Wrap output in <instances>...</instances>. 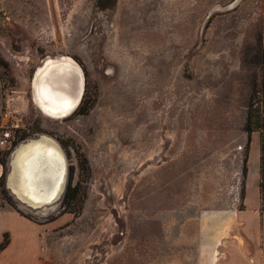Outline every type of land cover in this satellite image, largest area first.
Instances as JSON below:
<instances>
[{"label":"rangeland","instance_id":"374dc122","mask_svg":"<svg viewBox=\"0 0 264 264\" xmlns=\"http://www.w3.org/2000/svg\"><path fill=\"white\" fill-rule=\"evenodd\" d=\"M236 1L0 0L4 101L22 120L0 156V210L43 226L42 264H212L217 240L220 264L244 237L264 176V0ZM49 57L85 77L61 120L33 96ZM41 135L68 166L47 213L7 187L14 151Z\"/></svg>","mask_w":264,"mask_h":264},{"label":"bare ground","instance_id":"6f19581e","mask_svg":"<svg viewBox=\"0 0 264 264\" xmlns=\"http://www.w3.org/2000/svg\"><path fill=\"white\" fill-rule=\"evenodd\" d=\"M54 71L66 80L60 88L51 84ZM84 78L71 58H47L35 73L32 84L36 106L49 118H67L73 110L74 99L84 92ZM57 85L61 83L57 82ZM33 160L36 170L32 168ZM10 166L7 187L18 202L44 213L56 208L65 190L68 166L66 156L55 140L41 135L22 143L14 151ZM31 184L37 188H32ZM219 247L220 240H217L212 264L217 261Z\"/></svg>","mask_w":264,"mask_h":264},{"label":"crops","instance_id":"0c3cea01","mask_svg":"<svg viewBox=\"0 0 264 264\" xmlns=\"http://www.w3.org/2000/svg\"><path fill=\"white\" fill-rule=\"evenodd\" d=\"M259 148L262 149V145ZM260 179L258 177L255 184L257 203L249 207L248 190L247 209L240 213L244 220L241 224L244 237L226 243L222 253L224 259L220 264H264V176L259 185ZM42 229L43 226L25 218L15 210H0V244L5 239L8 240L6 247L0 251V264H42L43 249L40 239ZM33 250L35 254H32Z\"/></svg>","mask_w":264,"mask_h":264},{"label":"built area","instance_id":"2783aa9c","mask_svg":"<svg viewBox=\"0 0 264 264\" xmlns=\"http://www.w3.org/2000/svg\"><path fill=\"white\" fill-rule=\"evenodd\" d=\"M4 100L5 95L0 79V156L13 148L16 132L21 129L22 124L20 115L13 104L15 99L8 102Z\"/></svg>","mask_w":264,"mask_h":264},{"label":"water","instance_id":"95a60500","mask_svg":"<svg viewBox=\"0 0 264 264\" xmlns=\"http://www.w3.org/2000/svg\"><path fill=\"white\" fill-rule=\"evenodd\" d=\"M237 1H239V0H237ZM236 1V2H237ZM75 63V62H74ZM76 64V63H75ZM77 65V64H76ZM78 66V65H77ZM79 67V66H78ZM80 68V67H79ZM66 69H67V67H66ZM65 69V71H67ZM81 70V69H80ZM55 72V71H54ZM81 73H82V70H81ZM52 74V73H51ZM82 77L84 78V76H83V73H82ZM50 78H52L53 79V81H51V84H52V86H57L58 88H60V87H62L63 85H64V83L66 82V80L64 79V77L63 76H61V74H57L56 75V72L50 77ZM34 79H35V76H34V78H33V81H34ZM33 81H32V84H33ZM57 82H59V83H61V85L59 86V85H57ZM84 83V82H83ZM84 90V89H83ZM84 93V92H83ZM83 93L81 94V96L79 97V98H75L74 99V102H73V104H72V108H73V110H72V112H71V114L70 115H72L78 108H79V106H80V104H81V101H82V98H83ZM69 115V116H70ZM68 116V117H69ZM63 194V193H62ZM62 194H61V196H62ZM26 205V204H25ZM28 207V206H27ZM28 208H30V209H32L31 207H28ZM33 210V209H32Z\"/></svg>","mask_w":264,"mask_h":264},{"label":"trees","instance_id":"16d2710c","mask_svg":"<svg viewBox=\"0 0 264 264\" xmlns=\"http://www.w3.org/2000/svg\"><path fill=\"white\" fill-rule=\"evenodd\" d=\"M249 132H252V131L249 130ZM261 132H262V134L264 135V117H263V124H262V126H261ZM263 149H264V139H263V141H262V150H263ZM262 171H264V168H262ZM71 184H72V183H71ZM71 184H70V185H71ZM70 192H72V191H71L70 187L68 186L67 194H66V197H67V198L70 196ZM7 244H8V240L5 239V241H4L2 244H0V251L3 250V249L6 247Z\"/></svg>","mask_w":264,"mask_h":264}]
</instances>
